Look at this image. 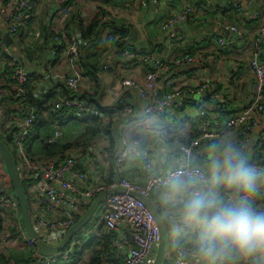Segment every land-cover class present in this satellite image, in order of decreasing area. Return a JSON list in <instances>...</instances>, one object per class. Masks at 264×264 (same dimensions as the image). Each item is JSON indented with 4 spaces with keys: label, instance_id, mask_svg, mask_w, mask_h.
<instances>
[{
    "label": "built area",
    "instance_id": "obj_1",
    "mask_svg": "<svg viewBox=\"0 0 264 264\" xmlns=\"http://www.w3.org/2000/svg\"><path fill=\"white\" fill-rule=\"evenodd\" d=\"M44 1L55 5L63 2V0ZM101 1L107 3L111 0ZM138 1L142 8L154 7L159 3V0ZM30 4V0H0V56L10 71V79L0 84V136L10 135V148L8 145L7 147L10 149L25 191L34 237H28L24 230L19 203L13 194V187L0 157V254L7 253L10 243L16 239L30 250V256L34 260L30 264H54L59 259L67 261L78 243L88 242L96 237L102 228L109 236H115L119 231L130 234V241L122 242L124 245L131 244L122 255L123 264H153L160 241L159 227L144 202L127 192H135L149 199L152 193L162 189L165 172L156 173L146 163L143 185L120 176L122 164L131 156H147L140 146L139 139L123 134L119 138L122 151L115 156L114 163L117 168L115 175L109 183H106L102 171L101 151L98 148L68 146L61 150L64 133L63 125L60 126L59 121L49 119L47 123L38 124L39 126L36 127L37 107L27 98L31 83L30 73L4 42V30L11 34L17 33L28 16ZM203 6H210V0H206ZM233 7L241 10L237 3L233 4ZM195 11V6H188L162 21L160 29L167 46L175 42L184 43L183 36L177 29L186 24ZM71 15L72 8L62 6L56 9L53 19L61 23L68 20ZM262 17L260 11H253L249 15L251 20L261 21L249 43L246 42L244 31L240 27L236 24L225 25V29L233 33L244 45L242 56H246L247 70L252 76L249 96L240 108L232 109L222 96L215 97L211 83L204 81L200 85L192 86L182 77H173L172 87L162 96L158 94L161 80L166 73L171 68L179 70L190 64H196L199 61L197 55L185 53L173 60H167L165 57L131 50L128 45L120 50L121 57L142 66L146 71L143 85L134 80L124 81L126 86L134 87L138 91V97L143 104L140 108L142 124L147 125L148 119H158L161 115L170 114L172 110L178 112L176 114L178 118L181 116L188 118V106L192 105L191 98L195 92H199L212 102L214 107L212 111L198 107L195 117V120L199 121L198 133L189 142L178 147L179 158L183 156L185 149L198 157L205 147H212L221 136L232 135L239 146L249 153L252 163L264 167V19ZM106 20V16L98 20L96 33L99 29L103 30ZM203 21L205 19L201 22ZM34 33L35 37L40 36L38 29ZM198 40L217 44L220 51L228 52L233 49L231 43L221 35H205L201 32ZM66 45L70 48V57L78 60L82 53L81 44L74 37L66 38L64 29L52 34L49 55L57 56ZM81 79L76 75L63 77L66 96L52 103H42V108L45 109L42 111L43 115L60 110H69L76 116L75 112L88 113L89 109L79 94ZM135 114V109L128 107L121 115L135 116ZM115 188H123L127 192L105 197L98 206V219L79 231L63 252L53 256H43L38 252L36 243L41 241L49 246L60 244L68 230L85 215L98 195ZM185 248V240L166 247L163 262L182 264Z\"/></svg>",
    "mask_w": 264,
    "mask_h": 264
},
{
    "label": "crops",
    "instance_id": "obj_2",
    "mask_svg": "<svg viewBox=\"0 0 264 264\" xmlns=\"http://www.w3.org/2000/svg\"><path fill=\"white\" fill-rule=\"evenodd\" d=\"M30 1L32 6L20 31L11 34L4 30V38H6L5 45L21 60L30 73L31 93L45 104L52 103L67 94L63 77L76 75L83 79H81L79 94H85L83 100L86 105L88 104L89 111L85 113V116H100L99 107H110L119 103L126 105L124 109L133 107L136 111L135 116L124 121L117 131L119 138L126 134L128 137L139 139L140 146L147 155L146 157L131 156L122 164L119 175L131 182L144 184L146 163L156 173H164L165 168L161 166L160 153L166 150L170 161L179 159L178 147L189 142L192 136L195 137L198 133L199 121L195 120L198 107L208 108L210 111L214 107L209 98L195 92L191 98L192 105L188 106L189 119L184 118L185 116L178 118L176 116L178 112L172 110L170 114L161 115L158 119H148L147 125L142 124L140 108L143 104L138 97V91L134 87L126 86L124 81L134 80L143 85L146 71L142 66L120 56V50L124 46L128 45L129 49L140 51L143 54L165 57L167 60H173L185 53L199 57L196 64H190L179 70L171 68L161 80L158 88L160 96L172 87L174 78L180 77L185 78L188 85L192 86L200 85L204 81L211 83L213 95L217 98L222 96L232 106V109L240 108L249 96L252 76L247 70V58L245 55L242 56L244 45L233 33L225 29V25L236 24L244 31L245 40L249 43L261 23V21L251 20L249 15L253 11H260L264 19V0H210L208 7L203 6L206 0H159L156 6L147 8H142L138 0H111L107 3L101 0H63L60 5L44 0ZM235 3L241 10L233 7ZM62 6H70L72 15L68 20L60 23L53 19V15L56 9ZM188 6H195L196 11L186 24L177 29L178 33L183 36L184 43L175 42L167 46L160 24L171 14L178 13ZM105 16L107 20L103 30L99 29L94 35L95 38L87 36L86 32L91 21L96 17L98 21ZM204 19L205 21L201 22ZM37 29L40 32L39 37L34 36ZM60 29H64L66 38L74 37L80 42L82 48L80 59L73 60L70 57L68 45L57 56L49 55V42L52 34ZM96 29L97 26L93 33ZM201 32L205 35H221L231 43L233 49L228 52L220 51L217 44L199 41ZM6 70L5 61L0 56V84L7 82L6 77L10 76ZM121 117H123L121 114H117L113 119L114 124ZM72 118L69 116L68 122L65 120L63 123V146L78 141L85 132V127L77 120H70ZM102 120L104 124H107L109 117L103 115ZM256 135L257 133L254 136ZM88 136L87 134L85 137ZM108 144L109 140L105 137L93 143V146L101 151L102 163L104 157L102 152H105ZM212 147H205L197 158H205ZM160 191L161 189L152 193L149 200L162 214L159 207ZM95 215L93 222L98 219V208L93 217ZM130 239L131 236L126 231H119L113 236V242L117 248L116 254L117 257H121V264H123L122 255L131 245L130 243L124 245L122 242L130 241ZM179 241H184V239L168 238L166 247ZM18 253L21 254L18 255ZM29 254L30 250L18 240L15 239L10 243L8 255L14 260L22 259V261H17V264L24 263ZM85 256L83 261L89 257L88 254ZM261 259L264 264V258ZM14 260L10 264H15ZM83 261L82 264H84Z\"/></svg>",
    "mask_w": 264,
    "mask_h": 264
},
{
    "label": "clouds",
    "instance_id": "obj_3",
    "mask_svg": "<svg viewBox=\"0 0 264 264\" xmlns=\"http://www.w3.org/2000/svg\"><path fill=\"white\" fill-rule=\"evenodd\" d=\"M165 168L161 220L171 237L186 241L182 264H262L264 167L232 135L221 136L199 159L188 149Z\"/></svg>",
    "mask_w": 264,
    "mask_h": 264
},
{
    "label": "trees",
    "instance_id": "obj_4",
    "mask_svg": "<svg viewBox=\"0 0 264 264\" xmlns=\"http://www.w3.org/2000/svg\"><path fill=\"white\" fill-rule=\"evenodd\" d=\"M32 6V2L30 4V7ZM30 7L28 10H30ZM22 25V24H21ZM98 25L97 17L91 21V23L88 25V29L86 32V35L89 37L95 38L94 36L96 34L93 33V30L95 27ZM22 26L19 27L21 29ZM20 31V30H18ZM190 54V53H188ZM80 59V58H79ZM6 72L9 75V69L6 65ZM251 83V79H250ZM81 98H85V94H80ZM33 93H31V89H29L27 98L29 102L33 103L37 107V124L36 127H38V124H44L47 123L49 119H52L54 121H59V125L62 126L65 120L68 122V117L72 116L73 118L70 120H77L78 123L82 124V126L85 127V132L82 133V137L72 143V144H67L65 146H62L61 150L65 149L66 147H77V146H82L83 148L93 146V143H95L97 140L100 138L105 137L107 140H109L108 146L106 145L105 152L103 156V173L105 175L104 180L106 183H109L112 180L113 174L116 172V167H115V155L117 152V144L115 142V139L112 136L111 133V128L114 125L113 122V117L117 114H122L124 111V107L126 105H122L119 103L118 105L115 106H110V107H99V115L96 117L92 116H85V113H80L77 116L74 114H71L69 110H60L57 112L51 111L48 113L46 116L43 115L42 111L45 109L42 108V102L37 96L33 98ZM41 98V97H40ZM39 99V100H38ZM81 99V100H82ZM91 103V101L89 102ZM88 105V104H87ZM204 108V107H203ZM206 109V108H204ZM207 110V109H206ZM103 115H106L109 117V122L107 124H104V121L102 120ZM92 117V118H91ZM89 135L88 137H85L86 135ZM193 135V134H192ZM197 135V134H196ZM195 135V136H196ZM194 136V135H193ZM192 136V138H194ZM10 135H7V137H2L0 136V140L4 141L6 145L9 146L10 148ZM216 142L213 143V145ZM10 182V181H9ZM13 191V190H12ZM13 194L15 195L14 191ZM161 214V213H159ZM162 215V214H161ZM165 226V225H164ZM167 237L171 238L168 230L166 229ZM113 242V236L106 235L104 230L101 228L99 230V233L96 237L92 238L88 242H81L78 243L74 249L71 255L69 256L68 260L65 261V264H78L81 260V262L84 260V257L86 254L89 255L88 259L86 261H83L84 264H121V257H117V248L115 247ZM63 252V251H62ZM9 254V252H8ZM8 254H0V264H10L13 258H11ZM116 254V255H115ZM30 255V254H29ZM34 262L33 258L31 256L28 257V259L22 263V264H30V262ZM17 264V263H15ZM166 264V263H162Z\"/></svg>",
    "mask_w": 264,
    "mask_h": 264
},
{
    "label": "water",
    "instance_id": "obj_5",
    "mask_svg": "<svg viewBox=\"0 0 264 264\" xmlns=\"http://www.w3.org/2000/svg\"><path fill=\"white\" fill-rule=\"evenodd\" d=\"M5 41H6V38H4V42ZM133 117L134 116H123L120 119H118V121H116V123L113 125L112 135H113L115 142L117 144V149H118L117 153L118 154L121 153L123 147L120 143L119 137L117 136V131L121 127V125L124 121L132 119ZM0 157L3 161L5 171L9 177V180H10L11 185L13 187V191H14L15 196H16L18 203H19L21 220H22L24 230H25L26 234L28 235V237L33 238L34 232H33V228H32L31 222H30L29 214H28V205H27V201H26V197H25V191H24V188L21 184L19 176L17 174L10 149L1 140H0ZM125 192H127V191L123 188H115L113 190L104 191V192L100 193L98 195V197L93 201L92 205L89 207V209L85 213V215L68 230V232L66 233V235L64 236V238L60 244H58L57 246H49V245H46L45 243L39 241L38 243L35 244L38 252L43 256H53L55 254H58L59 252L64 251L67 248L70 240L79 231H81L84 227H86L90 223L94 212L97 210L101 201L105 197H107L110 194L125 193ZM127 193L140 198L144 202V204L150 209V211L152 212V214L155 218V221H156V223L159 227V231H160V241H159L158 246H157L156 256H155V260H154L153 264H162L163 258H164V252H165V249L167 246L166 245L167 244V233L165 230V226L161 220L159 211L148 198L142 197L138 193H135V192H127Z\"/></svg>",
    "mask_w": 264,
    "mask_h": 264
},
{
    "label": "rangeland",
    "instance_id": "obj_6",
    "mask_svg": "<svg viewBox=\"0 0 264 264\" xmlns=\"http://www.w3.org/2000/svg\"><path fill=\"white\" fill-rule=\"evenodd\" d=\"M9 79H10V76L6 77L5 81H7V80H9ZM143 83H144V81H143ZM35 145H37V143H35ZM95 218H96V215L93 217L92 221L89 223V226L92 224V222H93V220H94ZM167 239H168V237H167ZM8 250H9L8 252L10 253V246H9V249H8ZM19 254H21V253H18V255H19ZM9 256H10V255H9ZM29 256H30V255H29ZM29 256H28V257H29ZM10 257H11V256H10ZM85 257H86V256H85ZM11 258H12V257H11ZM17 261H22V259H15V260H14L15 263H17ZM64 262H65V261H63V259H59V260H58L56 263H54V264H65ZM80 263L82 264L81 260H80V262H79L78 264H80Z\"/></svg>",
    "mask_w": 264,
    "mask_h": 264
}]
</instances>
